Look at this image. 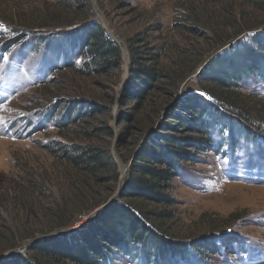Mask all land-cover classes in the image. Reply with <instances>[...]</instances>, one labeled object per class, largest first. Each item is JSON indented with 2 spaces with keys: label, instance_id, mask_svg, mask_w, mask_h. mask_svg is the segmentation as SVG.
I'll return each instance as SVG.
<instances>
[{
  "label": "rangeland",
  "instance_id": "1",
  "mask_svg": "<svg viewBox=\"0 0 264 264\" xmlns=\"http://www.w3.org/2000/svg\"><path fill=\"white\" fill-rule=\"evenodd\" d=\"M87 1L94 19L126 47L119 65L104 74L86 73L79 55L62 61L45 47L49 31L74 30L90 11L76 12L74 0H0V263L17 253L34 256L29 246L44 237L79 232L118 200L131 161L164 132L163 122L192 116L195 94L211 100L197 80L207 62L235 41L264 33V0ZM21 16L36 18V32L17 36L8 47L16 36L10 20ZM45 23L50 27L42 28ZM129 44L132 51L158 54L153 62L141 52L136 58L159 77L144 99L126 103ZM237 86L248 121L241 112L222 110L237 122L226 119L203 134L211 146L181 164L166 191L172 202L122 200L143 211L169 212V218L148 221L187 247L168 264H264V74ZM70 144L109 151L115 170L74 167L60 156ZM35 257L39 264H74ZM103 264L148 263L116 254Z\"/></svg>",
  "mask_w": 264,
  "mask_h": 264
},
{
  "label": "trees",
  "instance_id": "2",
  "mask_svg": "<svg viewBox=\"0 0 264 264\" xmlns=\"http://www.w3.org/2000/svg\"><path fill=\"white\" fill-rule=\"evenodd\" d=\"M74 1L76 12L86 9L93 16L87 0ZM90 16L74 30L49 31L50 35L44 39L45 47L49 55L54 54L62 61L79 55L85 59L83 69L87 68L86 73L104 74L119 65L121 49L102 24L94 16ZM10 21V25L14 27L11 32L16 31V36L7 37L8 47L15 43L17 36L26 37L31 32H36L33 27L36 25L35 17L21 16L18 20L21 24L14 22L13 18ZM19 24L20 28H16ZM43 25L45 26L42 28L50 27L51 24ZM139 41L141 40H137ZM130 45L132 82L127 91L125 90L126 103L144 99L153 89L151 82L157 81L159 77V72L153 66L140 62L141 58H136V54L141 52L148 54L143 59L153 62L158 54L141 48L132 51ZM257 73L264 74V33L237 40L217 52L203 68V74L197 77L198 82L205 85L211 100L206 101L199 94H195L191 96L194 99L192 116L177 115L176 121L163 122L164 132L149 139L131 161L129 181L119 191L118 200L100 211L79 232L44 237L29 246L28 249L34 256L26 257L17 253L0 264H39L36 255L55 262L103 264L112 260L116 254L140 257L148 264H168L172 263L170 261L173 255L187 253V247L173 242L175 240L166 230L148 223L150 216L157 220L171 217L168 211L151 213L122 200L151 201L157 204L172 202L166 191L177 177L181 164L196 159L202 147L211 146L210 140L208 137L204 138L203 134L208 135L212 125L226 119L235 121L223 114L222 110L241 112L244 122L248 121L242 112L247 106L240 103L243 100H239L237 84ZM119 102L121 105L124 103V94ZM183 131H189L194 136L184 135ZM245 131L248 135H253L247 128ZM65 149L60 156L87 173L116 168L109 151L103 148L70 144ZM215 243L216 240L208 243L211 249H214ZM200 247L198 250L202 251L206 246L201 244Z\"/></svg>",
  "mask_w": 264,
  "mask_h": 264
},
{
  "label": "water",
  "instance_id": "3",
  "mask_svg": "<svg viewBox=\"0 0 264 264\" xmlns=\"http://www.w3.org/2000/svg\"><path fill=\"white\" fill-rule=\"evenodd\" d=\"M93 8H94L95 12L98 13V17L101 16L100 13H99V11L97 10L95 4H93ZM104 29H105V28H104ZM119 46H120V48L122 49L123 54H125L126 47H125V45L123 44V42L120 43ZM61 232H64V230L60 231V233H61ZM50 235H53V234H50ZM14 252H15V251H8L7 254H11V253H14ZM7 254H6V256H7ZM4 256H5V255H4Z\"/></svg>",
  "mask_w": 264,
  "mask_h": 264
},
{
  "label": "bare ground",
  "instance_id": "4",
  "mask_svg": "<svg viewBox=\"0 0 264 264\" xmlns=\"http://www.w3.org/2000/svg\"><path fill=\"white\" fill-rule=\"evenodd\" d=\"M125 55H126V51H125Z\"/></svg>",
  "mask_w": 264,
  "mask_h": 264
}]
</instances>
